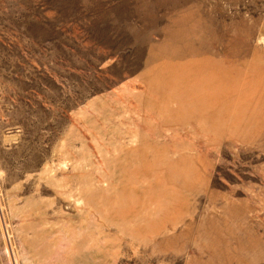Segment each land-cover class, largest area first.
I'll return each instance as SVG.
<instances>
[{
  "label": "rangeland",
  "instance_id": "rangeland-1",
  "mask_svg": "<svg viewBox=\"0 0 264 264\" xmlns=\"http://www.w3.org/2000/svg\"><path fill=\"white\" fill-rule=\"evenodd\" d=\"M0 264H264V0H0Z\"/></svg>",
  "mask_w": 264,
  "mask_h": 264
}]
</instances>
